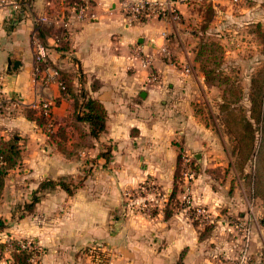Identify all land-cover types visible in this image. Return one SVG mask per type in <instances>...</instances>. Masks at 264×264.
<instances>
[{"label": "crops", "instance_id": "crops-1", "mask_svg": "<svg viewBox=\"0 0 264 264\" xmlns=\"http://www.w3.org/2000/svg\"><path fill=\"white\" fill-rule=\"evenodd\" d=\"M79 1L32 0L19 20L12 5H0V136L18 137L20 158L13 170L21 163L27 166L31 185L24 196H32L45 178H81L84 156L95 158L97 165L72 193L59 186L39 191L33 210L20 218L11 217L20 195L7 191L5 176L0 217L7 226L0 241L35 240L43 248V264H93L86 248L103 242L112 250L109 264H226L229 249L240 241L230 234L236 226L217 225L223 248L208 250L209 238L201 236L185 208L168 210L166 198L176 184L179 152L199 151L214 142L213 130L194 105L207 88L193 57L196 44L204 36L218 38L224 41V53L233 55L257 47V37L247 27L263 22V0H159L168 1L175 14L141 21L123 9L133 0H86L82 19L69 11ZM207 11L212 15L205 20ZM40 15L48 16L40 24L49 47L47 61L73 73L72 94L61 89L52 70L47 78L45 67L35 73L32 35ZM190 23L196 27L187 31ZM201 23H206L205 31L199 29ZM229 28L234 32L228 37ZM60 39L68 40L67 50L57 47ZM147 57L151 61L145 62ZM8 58L21 64L7 68ZM79 88L106 110L105 131L97 138L87 135V143L81 133L89 132V123L75 118ZM44 100L51 104L49 123L39 125L26 116V108H38ZM106 146L109 159L99 156ZM150 178L163 190L159 207L148 217L131 214L123 193ZM199 179L190 182L189 200L216 204L217 196H196ZM180 195L177 190L175 197ZM10 258L4 252L0 264H11Z\"/></svg>", "mask_w": 264, "mask_h": 264}, {"label": "rangeland", "instance_id": "rangeland-1", "mask_svg": "<svg viewBox=\"0 0 264 264\" xmlns=\"http://www.w3.org/2000/svg\"><path fill=\"white\" fill-rule=\"evenodd\" d=\"M205 1L199 0L201 4ZM205 15L207 20L212 12L207 11ZM191 25L187 31L196 27ZM205 27L206 23H201L199 29L205 31ZM247 28L255 33L258 46L246 53H224V41L218 38L204 36L196 44L198 53L193 57L204 74L207 88H203L204 94L199 95L194 105L200 118L213 130L214 142L199 151L186 152L189 160L184 162L182 158V173L188 168L194 172L193 176L185 181L181 175L182 182L176 183L177 190L181 191L179 202H169V196L166 198L168 210L185 208L199 226L201 236L209 238L206 242L208 250L223 248L221 238L217 237L221 234L217 225H235V230L230 232L233 239L247 231L245 244L238 241L229 249V257L224 259L226 264L228 260V264H240L242 255L247 258L244 264H264V19ZM225 31L229 37L231 29ZM229 42L231 44V40ZM75 155H79L77 151ZM87 158L91 157L81 158L79 169L89 166ZM94 166L97 167L96 163ZM94 166L86 178L94 174ZM26 168L21 163L6 175L7 191L20 195L14 208L31 197V193L24 196L31 185ZM11 177L13 179L9 180ZM197 177L200 179L194 183L196 196L199 193L212 200L217 196L216 204L209 206L208 201L195 204L189 200L188 187ZM162 192L150 178L134 189L126 190L124 202L130 206L131 214L143 213L148 217L159 207ZM86 251L93 257V264H109L112 257V250L105 242L88 246ZM218 256L225 255L221 252Z\"/></svg>", "mask_w": 264, "mask_h": 264}, {"label": "trees", "instance_id": "trees-1", "mask_svg": "<svg viewBox=\"0 0 264 264\" xmlns=\"http://www.w3.org/2000/svg\"><path fill=\"white\" fill-rule=\"evenodd\" d=\"M22 3L21 8L18 10L17 15L15 16V20H19L21 15L28 10L26 7L25 2L31 4L32 0H20ZM37 36L39 40L44 43L42 39V34L40 28L38 29ZM68 40L60 39L58 41L57 47L60 50H67L68 49ZM45 44V43H44ZM73 62L76 63L77 61L73 59ZM48 61L45 60L42 63V66L47 64ZM55 67L58 74V80L60 81L61 89L65 92L72 94L71 89V78L72 72L69 69L64 68L62 66L48 63ZM76 72L78 73V78L81 81L83 78V74L81 69L76 68ZM78 95L80 96V102H77V107L75 111V118L80 121H86L89 123V132H82L81 138L83 143H87V135L91 137L97 138L103 131L106 129V110L104 105L98 99L92 97L87 91L83 88H79ZM0 101H3V98L0 96ZM260 102V101H259ZM26 116L29 119L34 120L39 125H46L49 123L50 114H46L41 108H33L27 107L26 108ZM259 117V114L257 113ZM49 135L51 133L48 131ZM20 144L18 143V137L12 134L9 138H4L0 136V191L2 190L4 178L9 173L11 169H13L18 159L20 158ZM99 156H103L105 159H109L110 157V147L106 146L104 151L100 152ZM89 166L86 168H81L80 170L83 173L81 176L85 177L88 173H90L91 169L95 165L93 157L87 158ZM182 152L180 151L178 154V163L176 167L175 173V183L179 184L182 182ZM82 177L78 179H73L71 177H59V178H45L39 182V185L35 192L32 194L28 201H24L22 204H17L14 208V212L11 214L12 218H20L27 213H30L35 203L39 200L40 194L38 192H43L48 188L54 187H61L68 193H72L75 188H77L82 181ZM176 184L169 195V202L174 200L175 202H179V199L176 198ZM7 226L5 220L0 217V231H2ZM24 239H15V238H8L4 241H0V257L3 256L4 252L9 251L11 256V263L12 264H25L27 263L28 257L30 252L27 251L25 247L21 246V242Z\"/></svg>", "mask_w": 264, "mask_h": 264}, {"label": "built area", "instance_id": "built-area-1", "mask_svg": "<svg viewBox=\"0 0 264 264\" xmlns=\"http://www.w3.org/2000/svg\"><path fill=\"white\" fill-rule=\"evenodd\" d=\"M7 3L12 5V7L14 8L16 12H18V10L22 6V3L20 0H0V5H5ZM25 4H26V7L29 8L30 3L25 2ZM86 4H87L86 0H81L79 2H76L75 6L69 9V11H72L74 9L73 11L75 13V17L78 19H82L85 16ZM123 9L125 10V12L127 13L129 17L137 21H141L142 19L148 18V17L164 18L168 15L173 16L175 14L173 7L170 5L168 1H159V0L128 1L123 4ZM46 21H48L47 15H40L39 17H37L36 22L38 23H37V26L34 27V33L32 35V39H33V46H34V57H35L36 64H37L35 67V73L38 74L39 72L42 71V68L45 67V69L47 68V73H46V78H47L50 75L48 70H52L54 74H56V76H58V74L54 66L50 64H45L46 66L45 65L42 66V63L45 60H47L49 47L39 40L37 36V32H38V29L40 28V24ZM66 24L67 23H64V25ZM66 35L69 38L70 32L68 30L66 32ZM163 52L167 53V50L165 47L163 48ZM149 61H151V57H147L145 62H149ZM57 81L60 85V81L58 80V77H57ZM1 103L2 101H0V106H1ZM37 107L41 108L46 114L50 113L51 104H50V101L48 100H44L43 102H40L39 104H37ZM182 158L184 162L189 160V156L186 152L182 153ZM193 173L194 172L192 170L186 168L182 173L183 180L186 181L187 179L192 177ZM247 238H248V235L246 231L245 233L241 235L240 241H242V243L245 244ZM21 246L25 247L27 251L30 252L27 263L25 264H43L42 257H41L43 254V248L41 247L40 244H38L33 239H24L21 242ZM246 259H247L246 256L242 255L241 259H239L240 261L239 263L244 264L246 262Z\"/></svg>", "mask_w": 264, "mask_h": 264}, {"label": "water", "instance_id": "water-1", "mask_svg": "<svg viewBox=\"0 0 264 264\" xmlns=\"http://www.w3.org/2000/svg\"><path fill=\"white\" fill-rule=\"evenodd\" d=\"M21 64L20 60L15 59V60H11L10 58L7 59V68L12 67H17Z\"/></svg>", "mask_w": 264, "mask_h": 264}]
</instances>
